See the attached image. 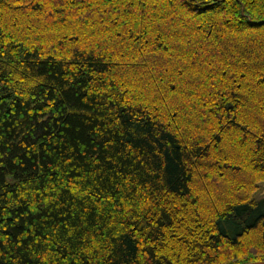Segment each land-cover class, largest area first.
Instances as JSON below:
<instances>
[{"label": "trees", "instance_id": "obj_1", "mask_svg": "<svg viewBox=\"0 0 264 264\" xmlns=\"http://www.w3.org/2000/svg\"><path fill=\"white\" fill-rule=\"evenodd\" d=\"M264 0H0V264L264 260Z\"/></svg>", "mask_w": 264, "mask_h": 264}, {"label": "rangeland", "instance_id": "obj_2", "mask_svg": "<svg viewBox=\"0 0 264 264\" xmlns=\"http://www.w3.org/2000/svg\"><path fill=\"white\" fill-rule=\"evenodd\" d=\"M254 196H255L256 198H260L261 196H264V185H263L262 188H260L259 191H256V192H255ZM262 260H263V259H262ZM255 261H256V260H255ZM249 262H251V261H249ZM246 263H247V262H246Z\"/></svg>", "mask_w": 264, "mask_h": 264}, {"label": "water", "instance_id": "obj_3", "mask_svg": "<svg viewBox=\"0 0 264 264\" xmlns=\"http://www.w3.org/2000/svg\"><path fill=\"white\" fill-rule=\"evenodd\" d=\"M244 264H264V260H256V261H251V262H247Z\"/></svg>", "mask_w": 264, "mask_h": 264}]
</instances>
